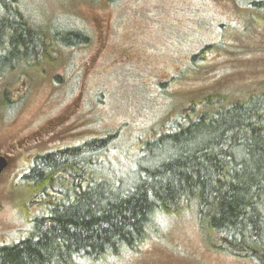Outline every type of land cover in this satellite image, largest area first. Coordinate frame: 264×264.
Here are the masks:
<instances>
[{"label":"trees","instance_id":"16d2710c","mask_svg":"<svg viewBox=\"0 0 264 264\" xmlns=\"http://www.w3.org/2000/svg\"><path fill=\"white\" fill-rule=\"evenodd\" d=\"M28 9L23 0H0L1 112L21 104L15 89L22 81L66 79L52 73L61 55L89 43L83 30L34 19ZM245 9L242 32L249 34L264 24V0H249ZM224 42L222 36L217 47L229 49ZM214 46L194 54L185 71H201L203 54ZM211 85L171 126L163 120L152 127L130 176L116 177L100 163L112 135L35 154L11 187L29 227L17 241L0 243V264H125L159 237L163 219L186 210L210 248L264 264V84Z\"/></svg>","mask_w":264,"mask_h":264},{"label":"rangeland","instance_id":"374dc122","mask_svg":"<svg viewBox=\"0 0 264 264\" xmlns=\"http://www.w3.org/2000/svg\"><path fill=\"white\" fill-rule=\"evenodd\" d=\"M23 1L34 19L68 22L83 30L89 43L61 55L52 73L66 79L22 81L15 89L21 104L0 111V153L10 160L0 175V243L17 241L29 227L26 206L14 203L11 187L16 189L17 174L35 154L112 135L100 163L116 177L130 176L152 127L163 120L171 126L200 90L212 91V83L225 89L264 84V24L242 32L249 0ZM222 36V46H249L256 55L217 47ZM206 45L215 46L203 54L201 71H185ZM158 232L125 264H255L206 245L191 210L163 219Z\"/></svg>","mask_w":264,"mask_h":264},{"label":"water","instance_id":"95a60500","mask_svg":"<svg viewBox=\"0 0 264 264\" xmlns=\"http://www.w3.org/2000/svg\"><path fill=\"white\" fill-rule=\"evenodd\" d=\"M9 159L7 155L0 153V175L5 171L8 167Z\"/></svg>","mask_w":264,"mask_h":264}]
</instances>
